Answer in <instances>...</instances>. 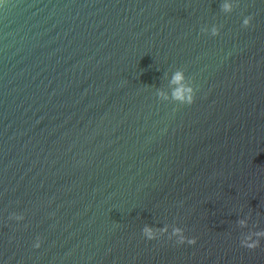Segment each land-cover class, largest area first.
Instances as JSON below:
<instances>
[{
    "label": "water",
    "instance_id": "water-1",
    "mask_svg": "<svg viewBox=\"0 0 264 264\" xmlns=\"http://www.w3.org/2000/svg\"><path fill=\"white\" fill-rule=\"evenodd\" d=\"M232 2L3 0L0 264H264V0Z\"/></svg>",
    "mask_w": 264,
    "mask_h": 264
},
{
    "label": "clouds",
    "instance_id": "clouds-1",
    "mask_svg": "<svg viewBox=\"0 0 264 264\" xmlns=\"http://www.w3.org/2000/svg\"><path fill=\"white\" fill-rule=\"evenodd\" d=\"M3 3V0H0V4ZM221 10L225 13H231L234 10V4L232 0H223V3L221 4ZM252 23V17H246L243 20V25L245 27L250 26ZM205 32L208 31V29H204ZM220 34V29L219 27H212L211 28V35L212 36H218ZM187 79V76L183 70L177 71L174 73L173 78L171 83L175 86L173 88L172 94H171V99L178 102L179 104H187L191 105L195 102L196 99V89L193 87L192 84H186L185 81ZM159 97L162 99H169V97L163 93L160 92ZM13 219L17 221H21L24 219L23 215H16L13 214L12 216ZM246 221H240V224L243 226H246ZM143 235L146 237L148 240H155L158 238V230L153 229L152 227L145 226L143 228ZM162 233H167L168 229L167 227L160 229L159 230ZM175 237L177 239V243L179 244H184L188 243L190 245H195L197 243V240L195 238H188L184 234V230L182 228H174L172 231L171 236H169V239ZM261 238H264V231H256L253 233H250L247 235L242 241L241 245L245 248L255 250L256 248L260 247L261 244ZM41 246L40 242L37 241L35 244L36 248H39Z\"/></svg>",
    "mask_w": 264,
    "mask_h": 264
}]
</instances>
